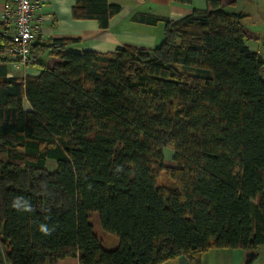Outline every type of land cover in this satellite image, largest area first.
Listing matches in <instances>:
<instances>
[{
	"label": "trees",
	"instance_id": "obj_1",
	"mask_svg": "<svg viewBox=\"0 0 264 264\" xmlns=\"http://www.w3.org/2000/svg\"><path fill=\"white\" fill-rule=\"evenodd\" d=\"M202 1L207 9L175 20L134 15L162 23L152 48L77 52L79 39L57 38L31 44L37 76L0 67V264H162L212 248L255 260L264 245V58L246 43L243 13ZM119 11L76 0L72 15L106 29ZM10 46L0 34V50ZM15 197L33 210L14 209Z\"/></svg>",
	"mask_w": 264,
	"mask_h": 264
},
{
	"label": "crops",
	"instance_id": "obj_2",
	"mask_svg": "<svg viewBox=\"0 0 264 264\" xmlns=\"http://www.w3.org/2000/svg\"><path fill=\"white\" fill-rule=\"evenodd\" d=\"M108 3L120 6V11L108 21L106 29L100 28L97 20L75 18L72 8L76 0H40L39 15L41 23L35 43H47L52 39H79V43L72 49L80 52L92 50L100 53L113 52L118 47L133 45L152 48L162 40V23L148 25L133 20L136 14H151L170 19H179L193 10L207 9L202 0H193L188 4L175 3L171 0H107ZM222 7L224 0H220ZM227 3H230L228 1ZM7 0H0V34L5 36L2 13ZM249 17V14H248ZM256 34L249 32L248 37L256 38ZM6 37V36H5ZM256 52V51H255ZM264 58V57H262ZM14 57L9 49L0 50V67L6 76L25 78L37 76L39 68L32 65L14 67ZM43 61L51 66L57 58L44 56ZM27 107V102L24 101ZM115 245V244H114ZM246 251L241 249L212 248L192 258L178 257L162 264H246ZM56 264H79L77 257H67L58 260ZM251 264H264V245L259 247L258 255Z\"/></svg>",
	"mask_w": 264,
	"mask_h": 264
},
{
	"label": "built area",
	"instance_id": "obj_3",
	"mask_svg": "<svg viewBox=\"0 0 264 264\" xmlns=\"http://www.w3.org/2000/svg\"><path fill=\"white\" fill-rule=\"evenodd\" d=\"M40 0H7L2 13L5 36L10 40L9 51L14 67L30 64V46L35 40L42 21L39 15Z\"/></svg>",
	"mask_w": 264,
	"mask_h": 264
},
{
	"label": "rangeland",
	"instance_id": "obj_4",
	"mask_svg": "<svg viewBox=\"0 0 264 264\" xmlns=\"http://www.w3.org/2000/svg\"><path fill=\"white\" fill-rule=\"evenodd\" d=\"M228 1L230 3H227ZM222 9L229 13L241 12L245 15L242 24L247 36L249 32L256 34L255 39L250 37L246 43L251 50L256 51L264 57V0H224ZM262 76H264V72H262ZM172 155L173 152L171 150H163V161L165 165H175L172 160ZM52 166V162L49 163L48 167L50 169H52ZM159 181L164 182V177H161ZM92 224L105 248L112 249L117 245V238L114 235L105 233L101 229L96 217L92 218Z\"/></svg>",
	"mask_w": 264,
	"mask_h": 264
},
{
	"label": "clouds",
	"instance_id": "obj_5",
	"mask_svg": "<svg viewBox=\"0 0 264 264\" xmlns=\"http://www.w3.org/2000/svg\"><path fill=\"white\" fill-rule=\"evenodd\" d=\"M11 206L17 211L31 212L33 210L30 202L24 199L23 197H15L12 200ZM54 230H55L54 228H50L46 224L42 223L39 225V231L45 236L51 235L52 231Z\"/></svg>",
	"mask_w": 264,
	"mask_h": 264
},
{
	"label": "water",
	"instance_id": "obj_6",
	"mask_svg": "<svg viewBox=\"0 0 264 264\" xmlns=\"http://www.w3.org/2000/svg\"><path fill=\"white\" fill-rule=\"evenodd\" d=\"M252 253H253L252 251L247 252V253H246V256L249 257L250 255H252Z\"/></svg>",
	"mask_w": 264,
	"mask_h": 264
}]
</instances>
